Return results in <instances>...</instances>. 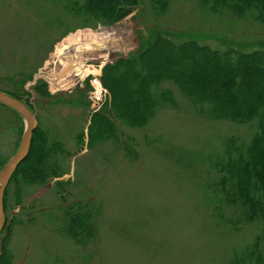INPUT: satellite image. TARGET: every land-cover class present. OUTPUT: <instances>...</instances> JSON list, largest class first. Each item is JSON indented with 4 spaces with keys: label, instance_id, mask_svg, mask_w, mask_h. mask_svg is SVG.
I'll return each instance as SVG.
<instances>
[{
    "label": "rangeland",
    "instance_id": "obj_1",
    "mask_svg": "<svg viewBox=\"0 0 264 264\" xmlns=\"http://www.w3.org/2000/svg\"><path fill=\"white\" fill-rule=\"evenodd\" d=\"M128 2L120 21L82 25L60 0H0V90L25 102L37 126L69 154L62 156L67 172L56 178L59 192L55 179L23 185L18 202L10 185L0 256L8 234L11 264H229L260 233L252 224L218 228L201 187L205 161L219 154L226 139L247 143L253 127L199 117L170 84L162 86L173 89L178 109L162 106L145 128H122L123 139L135 143L136 159L108 141L87 148L89 118L107 102L103 66L137 50L156 29L219 49L264 46V26L253 13L214 14L190 0ZM79 60L87 67L84 78L66 76ZM36 83H45L54 98L39 99ZM95 89L97 105L90 96ZM23 129L21 118L0 103L1 165L18 148ZM77 201L88 202L95 216V235L85 244L61 232L63 205Z\"/></svg>",
    "mask_w": 264,
    "mask_h": 264
},
{
    "label": "trees",
    "instance_id": "obj_2",
    "mask_svg": "<svg viewBox=\"0 0 264 264\" xmlns=\"http://www.w3.org/2000/svg\"><path fill=\"white\" fill-rule=\"evenodd\" d=\"M60 1L64 2L65 11L81 19L82 25L114 24L125 17L124 8L129 3V0ZM190 1L214 14L229 12L243 18L253 13L252 17L264 26V0ZM100 80L107 90V102L89 118L87 148L90 149L108 141L114 149L136 159L135 143L130 137L123 139L122 128H145L162 106L178 109L173 89L163 84L175 88L199 117L253 127L247 143L226 139L219 154L205 161L206 175L201 187L207 213L218 228L235 231L247 224L261 227L250 244L231 256L229 264H264V46L219 49L194 39L178 38L159 28L137 50L103 66ZM32 88L39 99L54 98L45 83H36ZM86 90L87 87L82 90L83 97ZM6 93L20 99L12 92ZM82 136L80 132L75 137L79 145ZM64 155L69 154L63 144L50 139L49 132L37 126L28 154L14 171L3 199L9 195L12 183L18 202L23 185L43 186L55 179L59 192L60 182L56 178L67 172L62 166ZM3 165L0 164V169ZM63 207L61 232L75 244L89 242L96 228L88 202L82 205L77 201ZM13 222L14 219L8 224L9 230ZM8 242L7 234L1 245L0 264H11Z\"/></svg>",
    "mask_w": 264,
    "mask_h": 264
},
{
    "label": "water",
    "instance_id": "obj_3",
    "mask_svg": "<svg viewBox=\"0 0 264 264\" xmlns=\"http://www.w3.org/2000/svg\"><path fill=\"white\" fill-rule=\"evenodd\" d=\"M0 103L16 112L24 123L23 133L19 146L11 158L0 169V231L4 225L3 196L7 184L19 164L26 158L32 139V134L37 127L34 112L19 99L0 91Z\"/></svg>",
    "mask_w": 264,
    "mask_h": 264
},
{
    "label": "bare ground",
    "instance_id": "obj_4",
    "mask_svg": "<svg viewBox=\"0 0 264 264\" xmlns=\"http://www.w3.org/2000/svg\"><path fill=\"white\" fill-rule=\"evenodd\" d=\"M59 51H62V49H60ZM62 53V52H61ZM83 60H79V63L77 65H74L70 71L69 74H67L66 76H73L75 79H82L84 78V76L87 74V67H85V65L83 63Z\"/></svg>",
    "mask_w": 264,
    "mask_h": 264
},
{
    "label": "built area",
    "instance_id": "obj_5",
    "mask_svg": "<svg viewBox=\"0 0 264 264\" xmlns=\"http://www.w3.org/2000/svg\"><path fill=\"white\" fill-rule=\"evenodd\" d=\"M94 78H95V77H94ZM93 83L95 84V85H94V84H93V85L96 86V87H97V83H98V85H100L99 82L96 81V79L93 81ZM100 87H101V86H100ZM97 94H98L97 89L93 90V91L90 93V96H91L94 100H96V101H95L96 105H97V102H99V101L101 100V96H98Z\"/></svg>",
    "mask_w": 264,
    "mask_h": 264
}]
</instances>
